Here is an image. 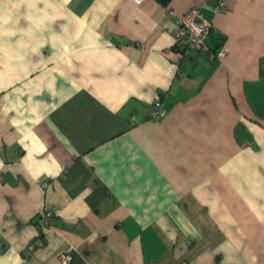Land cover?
Returning <instances> with one entry per match:
<instances>
[{
  "label": "crops",
  "instance_id": "crops-1",
  "mask_svg": "<svg viewBox=\"0 0 264 264\" xmlns=\"http://www.w3.org/2000/svg\"><path fill=\"white\" fill-rule=\"evenodd\" d=\"M211 5L0 0V264H264V0Z\"/></svg>",
  "mask_w": 264,
  "mask_h": 264
},
{
  "label": "built area",
  "instance_id": "built-area-1",
  "mask_svg": "<svg viewBox=\"0 0 264 264\" xmlns=\"http://www.w3.org/2000/svg\"><path fill=\"white\" fill-rule=\"evenodd\" d=\"M141 2L142 0H135ZM211 9L214 12L222 11L226 8V0H211ZM212 27V22L207 19L201 9L197 6H192L180 14L175 21V36L179 42H182L187 47L202 51L208 48L206 38L208 37ZM227 53V48L222 44L218 50L213 54L221 57ZM165 114V109L162 106L161 99L156 96L153 101V109L149 116L150 118H158ZM134 121V116L131 118ZM43 186L47 185L46 181L42 182ZM51 210H43L38 214V222L42 227L47 222V217L51 215ZM35 241H31L25 247V255L32 253ZM57 259L60 264H70L73 260V253L71 249H64L58 252Z\"/></svg>",
  "mask_w": 264,
  "mask_h": 264
},
{
  "label": "water",
  "instance_id": "water-1",
  "mask_svg": "<svg viewBox=\"0 0 264 264\" xmlns=\"http://www.w3.org/2000/svg\"><path fill=\"white\" fill-rule=\"evenodd\" d=\"M131 108H136L139 109L141 111H143L144 106L142 104H140L139 102L135 101L134 99H130L128 100L125 105L121 108V111L123 114H127V112L131 109Z\"/></svg>",
  "mask_w": 264,
  "mask_h": 264
}]
</instances>
